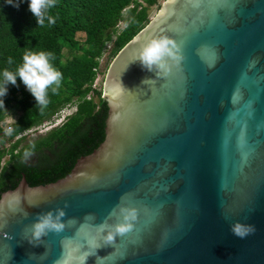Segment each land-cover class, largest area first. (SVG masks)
I'll list each match as a JSON object with an SVG mask.
<instances>
[{
  "label": "water",
  "instance_id": "obj_1",
  "mask_svg": "<svg viewBox=\"0 0 264 264\" xmlns=\"http://www.w3.org/2000/svg\"><path fill=\"white\" fill-rule=\"evenodd\" d=\"M160 37L180 59L148 70L141 46ZM102 98L97 149L55 183L1 194L0 264H264V0H165ZM60 211L64 228L34 238Z\"/></svg>",
  "mask_w": 264,
  "mask_h": 264
},
{
  "label": "trees",
  "instance_id": "obj_2",
  "mask_svg": "<svg viewBox=\"0 0 264 264\" xmlns=\"http://www.w3.org/2000/svg\"><path fill=\"white\" fill-rule=\"evenodd\" d=\"M158 1L53 0L49 14L55 23L45 20L39 25L26 0L19 8L0 0V70L15 71L29 51H47L62 73L57 90H51L55 85L47 90L45 106L36 104L19 78V87L8 86L0 103V196L15 189L22 177L30 187L55 183L103 142L107 105L102 89L94 86L95 79L148 24L149 10ZM119 23H123L121 28ZM105 53L110 62L103 72L100 60ZM66 107L75 110L62 124L33 140L17 138L51 121ZM13 111L18 114L6 133L3 121Z\"/></svg>",
  "mask_w": 264,
  "mask_h": 264
},
{
  "label": "clouds",
  "instance_id": "obj_3",
  "mask_svg": "<svg viewBox=\"0 0 264 264\" xmlns=\"http://www.w3.org/2000/svg\"><path fill=\"white\" fill-rule=\"evenodd\" d=\"M7 2L12 4L14 7L19 8L20 4L24 3L25 0H7ZM26 2L28 3V10L32 13L37 24L44 25L45 20H47V23L49 25L55 23V17L49 14V10L54 6L53 0H26ZM170 43H171L170 40L164 37H160L158 39H153L148 43L142 45L139 53V60L142 66L146 67L148 70H151L154 65H156L157 68H162L164 67L162 60L166 56L172 57V59L175 62H178L180 56L173 54L170 51V49L167 47V45ZM173 47H176V45H173ZM52 57L53 54L51 52L29 51L23 55L22 63L17 66L15 71H10L8 69L0 70V103L3 102V98L8 94L9 91L8 86L10 84L19 87V85L17 84V78H19L20 82L25 86L26 90L35 98L36 104H39L41 106L47 105L48 103L47 90L49 89L50 86L55 85V87H52L51 89L53 92H55L59 87L62 79V73L59 70H57L51 63ZM8 62L9 63L12 62L11 58H9ZM157 75H159V73H157ZM145 80L142 81V83H144ZM120 86L123 88L121 83ZM66 108H64L63 110H66ZM70 109H72V112L67 113V115H64V118H62V120L59 121L57 124H55L56 120L62 117L63 114H61V112L63 110H61L58 113V115L53 117L51 121L46 122L37 128L26 131L17 138L23 137L32 131L40 130L41 128L44 127H47L46 131L57 127L58 125L62 124V122L75 110L73 107H70ZM6 121H7L6 119L3 121V128L5 132H6L5 129ZM9 123H10L9 125H11L12 122ZM48 123L52 125L50 128H48L49 125H45ZM29 154L30 153L28 150H26L24 153L25 156H28ZM8 195H9L8 203L10 206L18 202L19 200L18 193H12ZM63 215H64L63 211H60L55 219L53 218L51 212H49L46 215L38 217L37 221L32 225L33 237L38 240L42 236V234H45L46 230H53L55 232H60L65 226L63 223L58 222L59 217ZM132 218L133 219L135 218L134 213L132 214ZM125 219L127 220L128 217L125 216ZM253 230L254 229L252 226L250 225L246 226L241 224L240 222H235L231 225V231L233 232L234 235H237L239 237H244L246 234H248ZM119 231L123 233L125 231V228L121 227L119 228ZM108 239L110 240L111 237L109 236Z\"/></svg>",
  "mask_w": 264,
  "mask_h": 264
},
{
  "label": "rangeland",
  "instance_id": "obj_4",
  "mask_svg": "<svg viewBox=\"0 0 264 264\" xmlns=\"http://www.w3.org/2000/svg\"><path fill=\"white\" fill-rule=\"evenodd\" d=\"M165 0H159L158 1V6H154L152 7L150 10H149V16L150 18L152 19L155 14L158 12L160 6L163 4ZM119 28H121L123 26V23H119ZM109 57L107 58V55L103 56V58L101 59V68H102V71L104 72L106 70V67H107V64L109 63ZM104 76H105V72L104 74H100L99 78L96 80V83H95V86L97 89L101 88L102 89V86H103V81H104ZM72 112V109H70V107L66 108V110H63L61 112V114L63 115H67V113H71ZM17 111H13L11 112L10 114L7 115V118L6 120L9 121V122H13L17 116ZM47 127H44V128H41L40 131H32L28 134H26V139L27 140H33L35 139L36 137L40 136V135H43L45 134V132H47L46 129ZM49 131V130H48Z\"/></svg>",
  "mask_w": 264,
  "mask_h": 264
},
{
  "label": "built area",
  "instance_id": "obj_5",
  "mask_svg": "<svg viewBox=\"0 0 264 264\" xmlns=\"http://www.w3.org/2000/svg\"><path fill=\"white\" fill-rule=\"evenodd\" d=\"M106 53H107V52H106ZM106 53L104 54V56L106 55ZM102 58H103V57H102ZM102 58H101V59H102ZM100 62H101V60H100ZM99 76H100V75H98L97 78L95 79L94 86H95L96 80L99 78ZM62 118H64V115H62V117H61L60 119L56 120V123H55V124H57L59 121H61ZM5 123H6V126H5L6 132H9V131L11 130V127H10V125H9L10 123H9L8 121H6ZM45 125H49L48 128H50V127L52 126V125H50L49 123H48V124H45ZM45 125H44V126H45Z\"/></svg>",
  "mask_w": 264,
  "mask_h": 264
},
{
  "label": "flooded vegetation",
  "instance_id": "obj_6",
  "mask_svg": "<svg viewBox=\"0 0 264 264\" xmlns=\"http://www.w3.org/2000/svg\"><path fill=\"white\" fill-rule=\"evenodd\" d=\"M36 131H40V130H36ZM23 137H26V135H25V136H23Z\"/></svg>",
  "mask_w": 264,
  "mask_h": 264
}]
</instances>
